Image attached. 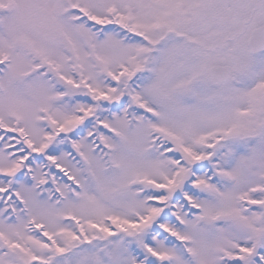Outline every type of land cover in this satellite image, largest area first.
Masks as SVG:
<instances>
[{
	"label": "snow or ice",
	"instance_id": "1",
	"mask_svg": "<svg viewBox=\"0 0 264 264\" xmlns=\"http://www.w3.org/2000/svg\"><path fill=\"white\" fill-rule=\"evenodd\" d=\"M0 264H264V0H0Z\"/></svg>",
	"mask_w": 264,
	"mask_h": 264
}]
</instances>
